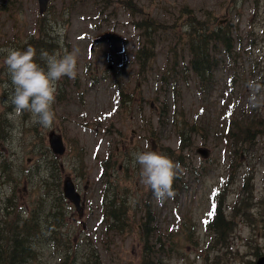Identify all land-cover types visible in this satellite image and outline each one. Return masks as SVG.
<instances>
[{
  "label": "rangeland",
  "instance_id": "rangeland-1",
  "mask_svg": "<svg viewBox=\"0 0 264 264\" xmlns=\"http://www.w3.org/2000/svg\"><path fill=\"white\" fill-rule=\"evenodd\" d=\"M136 2L160 19L171 18L178 6L185 3L197 14L210 10L224 22L232 21L229 25L235 32L236 46L228 58L221 57V48L214 52V60L219 65L212 85L200 82L192 71L180 69L188 57H180L181 51L174 54L168 43L162 42L156 45L155 55L147 63L145 81L140 74L137 75L139 69H135L134 63L137 31L130 12L117 0H50L42 18L50 19L51 23L62 22L55 25V30L63 29L61 46L68 51L78 50L77 70L85 69L80 74L81 81L94 77L96 82L86 83L82 103L54 104L55 119L50 127L32 123L30 113L26 114L27 118L19 120L22 123L19 129L12 126L9 143L0 142L3 153L10 152L4 177L0 176V206L6 203L15 182L19 193L25 190L24 194L18 195L19 204L22 198L23 202L36 198L38 193L34 188L45 175V170L38 166V160L45 151L44 143L48 145V133L52 130L64 137L66 151L57 157L63 172L72 176L75 175L73 168L82 166L80 168L86 172V184L93 187L98 183L108 150H113L114 144L117 152L123 148L130 152L132 158L134 152L145 150V143L149 145L148 150L166 156L163 148L169 146L176 151L175 158H179L175 122L185 120L190 126L194 125L190 137H187L192 144L181 150L183 174L173 182L174 196L163 202H157L153 194L148 197L150 189L140 183L139 165L134 167L132 161L128 167L134 177L129 185L137 189L135 203L143 197L149 199L156 212L154 224L163 230L187 218L195 223L194 235L199 239L197 246L184 245L182 258L170 250L171 257L165 264H202L197 257L201 246L211 256L222 255L221 264H252L257 259L255 247L261 255L264 252V133L256 134L253 144L241 143L236 153H232L235 148L232 138L225 139L223 131L229 125L233 127L231 121L241 113L247 119H262L261 128L264 129V108L244 110L249 95L247 81L257 76L264 77V60L256 54L257 49L264 54V0ZM16 3L20 7L17 12L0 13V19L4 21L0 29V49H3L5 41L13 42L18 37L20 27L25 31H33L35 27L38 15L36 1L20 0ZM8 18H19L18 27L12 29L8 26ZM61 80L73 81L68 77ZM261 81L264 83V79ZM119 89L124 93L120 98ZM126 94L132 95L131 99ZM143 99L145 104L140 109L137 105ZM118 105H121L120 109ZM127 106L126 116L114 113V109L121 113ZM150 106L153 110H149ZM155 106H160L156 112ZM227 110L231 113L227 114ZM159 116L163 126L157 122ZM147 119H150L153 130L159 132L155 141L146 140L144 125ZM200 146L208 148L207 158L196 152ZM232 156L236 157L237 163L228 182V164ZM219 187L225 188L221 202L223 213L230 216L234 213V206L240 209L234 213L232 231L216 246L209 247L207 243L213 244L216 235L205 231L203 218L212 205V199L219 198L214 194ZM146 226L149 227L150 222ZM81 234L82 238L93 241L91 246L96 248L103 264H139L141 243L135 235L121 233L124 237L105 244L99 222L93 226L91 221H87ZM73 240L76 241V236ZM85 247L82 246V251ZM49 251L48 247L41 249L40 264L53 262Z\"/></svg>",
  "mask_w": 264,
  "mask_h": 264
},
{
  "label": "trees",
  "instance_id": "trees-1",
  "mask_svg": "<svg viewBox=\"0 0 264 264\" xmlns=\"http://www.w3.org/2000/svg\"><path fill=\"white\" fill-rule=\"evenodd\" d=\"M16 1L20 0L2 1L0 3V13L10 12L13 14L17 12L20 7ZM117 1L121 7L128 10L131 15H134L133 25L137 31V48L134 54V62L142 70L146 68L148 61L155 55L156 45L159 42L168 43L170 50L174 54L181 51L180 57L185 55L188 57L187 63L181 65L180 69L190 70L199 81H205L210 84L214 69H216V65L210 57L211 52H215L220 47L224 54H229L233 48L234 42L231 30L222 27L217 22H213L211 27L208 20L210 18H197L194 10L185 3L178 6L176 14H173L171 18L160 19L148 13L142 6H137L133 0H130L128 4H126V1ZM204 13L205 15L209 14V12ZM38 19V33L28 39L29 43L23 47V50L28 46L34 47L36 49V62L41 66H45L44 60L40 57L42 50H46L51 54L53 52L62 53L65 49L61 46L55 25H52L46 18ZM172 32H174L175 37H173ZM164 35H170L171 37L169 39L163 38ZM4 46L5 44H3V49L5 48ZM18 49L21 48L18 47ZM4 55L5 53L0 52V62L3 61ZM2 68L3 66H0V75H2ZM242 114L235 121L232 120L231 123H234V126L227 127L228 129L226 128L223 133L225 139L232 138V145L235 146L232 153H236L237 146L241 145V143L253 144L254 136L264 133V129L261 128L262 119H247V116L244 117ZM1 124L6 127L0 129V141H8L10 135L8 128L10 125L3 114L0 113ZM175 126L179 135V148L189 147L192 143L187 141V137L192 133L194 125L186 127L185 121H178L175 122ZM48 152L49 150L41 154ZM175 152L172 149L168 150L169 157L177 161ZM9 154L3 156V161L0 163L3 177L6 170L4 163L8 160ZM42 163V160H38V166H41ZM103 163L105 166L113 164L111 157ZM236 163V157L232 156L229 165V181L234 174ZM15 180L17 179L15 178ZM16 186L17 183L15 182L6 203L2 207L0 206V264H34L35 260L38 259V254L41 253L38 250L44 247H38L40 244L47 245L52 250V253H56V257L62 256L57 264H103L94 248L88 247L87 254L85 256L80 255L81 258L78 257L77 252L80 254L78 251L79 246L72 243L71 240L68 242L64 233L61 232V227L65 223L64 220H54L51 223L50 221L41 222L40 219L35 220L34 215L21 220V209L17 203ZM128 191V189L124 188L121 194H117V190H114L112 195L110 194L104 201L102 218L106 223L105 230L110 236L121 233L135 235L141 243V261L147 264H161L162 257L170 256L168 249H175L174 238L172 236L169 238L167 235L163 236L156 227L151 225L154 217L151 203L145 205V211L142 215L139 216L135 211L130 214L131 202L129 203L126 197ZM219 196V200L209 211L211 215L208 213L205 217L206 230L213 231L216 235L213 244L207 243L209 247L211 245L213 247L216 246L221 238L227 235L229 231H232L231 224L233 223L234 213L240 209V207L234 206V213L230 216H225L221 209L222 195L220 194ZM107 218L110 220H107ZM137 222L140 223V227ZM149 222L150 226L148 227L146 223ZM184 231L186 238L188 237L187 241H192L191 228H184ZM46 232H48V235L42 237ZM52 239L55 241L54 244H47V240ZM197 243V241H193L194 246H197ZM258 254L259 251L255 247V255ZM197 257H200L204 264H221L222 255L211 256L201 246Z\"/></svg>",
  "mask_w": 264,
  "mask_h": 264
},
{
  "label": "clouds",
  "instance_id": "clouds-1",
  "mask_svg": "<svg viewBox=\"0 0 264 264\" xmlns=\"http://www.w3.org/2000/svg\"><path fill=\"white\" fill-rule=\"evenodd\" d=\"M61 36L63 29L56 30ZM0 52L5 53L0 66L7 69L10 84L3 87L9 91L8 101L14 111L10 118L30 113L31 121L43 127H50L55 119L53 104L56 101L57 83L64 77L75 79L77 77L78 50L62 53H49L42 50L40 57L45 62L41 66L35 60L36 49L28 46L21 50L18 48H4ZM259 59L264 60V54L260 49L256 50ZM264 77L257 76L249 79L246 87L249 89L244 110L264 108ZM145 150L134 152L133 166L139 165L138 179L146 188L150 189L157 202H163L174 196L173 182L178 175L183 174L181 166L173 162L169 157L156 151Z\"/></svg>",
  "mask_w": 264,
  "mask_h": 264
},
{
  "label": "water",
  "instance_id": "water-1",
  "mask_svg": "<svg viewBox=\"0 0 264 264\" xmlns=\"http://www.w3.org/2000/svg\"><path fill=\"white\" fill-rule=\"evenodd\" d=\"M38 2V7H39V12L43 13L46 9H47V5L49 0H37ZM49 142L50 145L52 147V150L55 153L61 154L64 151V146L61 140V137L54 134V133H50L49 134ZM198 152H200L203 156L207 155V150L205 149H198ZM64 192L65 195L70 198L72 201L76 202L78 201V194L76 193V191L74 190L73 184L67 180L64 183ZM255 264H264V255L261 256Z\"/></svg>",
  "mask_w": 264,
  "mask_h": 264
},
{
  "label": "flooded vegetation",
  "instance_id": "flooded-vegetation-1",
  "mask_svg": "<svg viewBox=\"0 0 264 264\" xmlns=\"http://www.w3.org/2000/svg\"><path fill=\"white\" fill-rule=\"evenodd\" d=\"M7 25L8 26H12V21L11 20H7ZM66 84H67V81H64V80H61V81H59L58 83H57V94H56V96L58 97V95H60V94H62V91H64L65 90V88H66ZM21 117V116H20ZM120 170H122V167L120 166ZM77 182H78V180H77ZM78 186H80L79 184H77L76 185V188L78 189V191L80 192V194H81V198H82V204L85 206V205H87V202H88V196H87V193L86 192H84V191H81L79 188H78ZM88 188H89V186L88 185H86L85 186V190L87 191L88 190ZM67 201V200H66ZM21 206L24 204V202L22 201V199H21ZM51 204L53 205V202H52V200H51ZM67 204H68V207L69 208H71V204L69 203V201H67Z\"/></svg>",
  "mask_w": 264,
  "mask_h": 264
},
{
  "label": "snow or ice",
  "instance_id": "snow-or-ice-1",
  "mask_svg": "<svg viewBox=\"0 0 264 264\" xmlns=\"http://www.w3.org/2000/svg\"><path fill=\"white\" fill-rule=\"evenodd\" d=\"M209 215H211V213H209Z\"/></svg>",
  "mask_w": 264,
  "mask_h": 264
}]
</instances>
